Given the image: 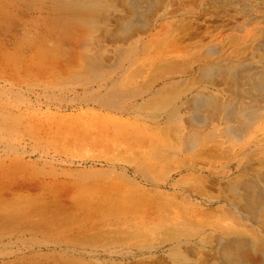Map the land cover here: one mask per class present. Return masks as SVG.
Returning <instances> with one entry per match:
<instances>
[{"label": "bare ground", "instance_id": "obj_1", "mask_svg": "<svg viewBox=\"0 0 264 264\" xmlns=\"http://www.w3.org/2000/svg\"><path fill=\"white\" fill-rule=\"evenodd\" d=\"M14 2L0 11L24 70L90 108L94 165L134 167L136 189L118 185L139 196L120 193L119 229L95 234L105 254L264 264V0Z\"/></svg>", "mask_w": 264, "mask_h": 264}, {"label": "rangeland", "instance_id": "obj_2", "mask_svg": "<svg viewBox=\"0 0 264 264\" xmlns=\"http://www.w3.org/2000/svg\"><path fill=\"white\" fill-rule=\"evenodd\" d=\"M6 1L0 0V10L3 12H10L12 6L18 4L14 0ZM3 12L0 13L4 17L0 18V21L4 20L0 24V264H74V260L80 261V264H120L121 259L105 254L104 245H101L105 241H101V236L95 237V234L98 231L99 235L106 234L103 232L105 228L119 229L116 226L121 221V212L118 214L114 210L118 212L122 209H119L122 204H117L121 197L123 201L124 196L121 194L132 192L129 194H132L131 197L139 196L137 190L129 188L137 184L134 181V167L92 163L90 108L84 104L75 109L60 103L63 99L59 93L62 91L50 88L46 78L41 79V71H38V75L35 72L37 69L35 73L24 70L22 63L27 61V55L13 48L17 44L9 39L11 37L7 30L10 22ZM15 52L19 58L13 55ZM25 72H32V75ZM49 89L51 91H47ZM104 172L106 175H103ZM123 182L127 183L126 186L131 184L126 188L120 187L125 185ZM105 205L109 211L102 208ZM99 209L102 216L108 213L104 216L110 217L102 219ZM93 210H97V213ZM111 213H115L114 218H111ZM81 216L85 218L82 220ZM88 216L93 218L87 219ZM89 222L90 225L100 226L101 223L102 226L99 229L90 227ZM74 225L80 227L79 231L75 230ZM76 232L81 236L93 233L92 237L100 242L96 243L88 235L86 237L96 243L90 239V244L89 239L79 236L86 239H80L84 245L78 247L80 241H77ZM212 257L206 255L203 264H207ZM163 259L165 264H174L167 255H158L150 261L154 264L156 260L155 264H160Z\"/></svg>", "mask_w": 264, "mask_h": 264}]
</instances>
